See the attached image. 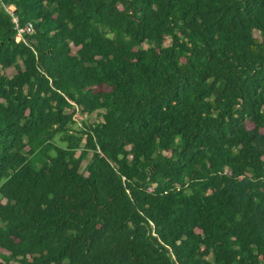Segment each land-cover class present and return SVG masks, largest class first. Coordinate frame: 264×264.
<instances>
[{"label": "trees", "instance_id": "16d2710c", "mask_svg": "<svg viewBox=\"0 0 264 264\" xmlns=\"http://www.w3.org/2000/svg\"><path fill=\"white\" fill-rule=\"evenodd\" d=\"M0 264H264V0H0Z\"/></svg>", "mask_w": 264, "mask_h": 264}, {"label": "rangeland", "instance_id": "374dc122", "mask_svg": "<svg viewBox=\"0 0 264 264\" xmlns=\"http://www.w3.org/2000/svg\"><path fill=\"white\" fill-rule=\"evenodd\" d=\"M256 35L258 36V34H256ZM74 51H76V49H74ZM16 72L17 71H16L15 68H10V69H8L6 71V74L8 76H13L14 74H16ZM73 110L74 109H71L69 111V113L73 112ZM82 119H87V120L90 121V123H94V122H98V121L102 120V118L97 113H95V114H93L91 116H84ZM80 126H81V122H79V126L78 127H80ZM87 163H88V160H86L81 166V172L84 173V174H86V165H87Z\"/></svg>", "mask_w": 264, "mask_h": 264}, {"label": "built area", "instance_id": "2783aa9c", "mask_svg": "<svg viewBox=\"0 0 264 264\" xmlns=\"http://www.w3.org/2000/svg\"><path fill=\"white\" fill-rule=\"evenodd\" d=\"M13 21L15 22L16 24V28H17V31H18V34L21 36V37H24V36H27V35H32L34 33V28L33 26L31 25H26L24 27H21L18 23V20L17 18L14 17L13 15Z\"/></svg>", "mask_w": 264, "mask_h": 264}]
</instances>
